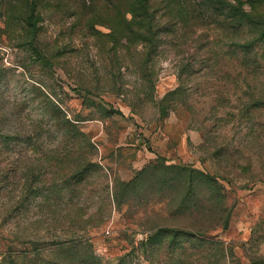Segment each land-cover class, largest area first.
Here are the masks:
<instances>
[{
	"label": "rangeland",
	"instance_id": "374dc122",
	"mask_svg": "<svg viewBox=\"0 0 264 264\" xmlns=\"http://www.w3.org/2000/svg\"><path fill=\"white\" fill-rule=\"evenodd\" d=\"M69 27L42 30L51 70L0 46V264L75 241L97 264H264V42L162 45L148 79ZM174 167L224 187L221 246L153 236L179 228Z\"/></svg>",
	"mask_w": 264,
	"mask_h": 264
},
{
	"label": "trees",
	"instance_id": "16d2710c",
	"mask_svg": "<svg viewBox=\"0 0 264 264\" xmlns=\"http://www.w3.org/2000/svg\"><path fill=\"white\" fill-rule=\"evenodd\" d=\"M64 21L69 22L70 31L94 39L102 54L116 64L126 57L139 61L148 79L152 76L148 67L162 45L201 49L214 32L224 33L229 44L241 48L264 42V0H0V46L8 43L42 70H51L56 65L52 53L56 48L45 44L41 33L47 24L60 28ZM3 72L0 68V77ZM173 169L182 187L175 202L179 228H159L153 236L170 233L179 249L187 243L178 240L181 235L221 246L206 239L209 232L226 229L230 219L218 177L188 168ZM83 245L75 241L43 250L41 264H97L92 245Z\"/></svg>",
	"mask_w": 264,
	"mask_h": 264
}]
</instances>
